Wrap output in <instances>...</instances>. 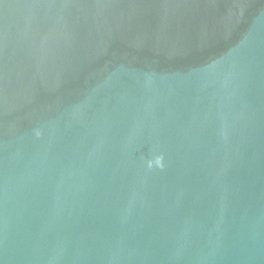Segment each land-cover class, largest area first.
<instances>
[{
  "label": "water",
  "instance_id": "obj_1",
  "mask_svg": "<svg viewBox=\"0 0 264 264\" xmlns=\"http://www.w3.org/2000/svg\"><path fill=\"white\" fill-rule=\"evenodd\" d=\"M0 264H264V0H0Z\"/></svg>",
  "mask_w": 264,
  "mask_h": 264
}]
</instances>
